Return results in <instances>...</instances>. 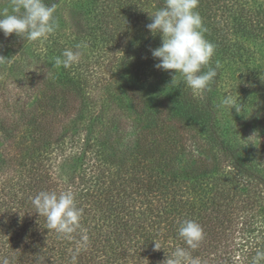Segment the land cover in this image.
<instances>
[{
	"label": "trees",
	"instance_id": "obj_1",
	"mask_svg": "<svg viewBox=\"0 0 264 264\" xmlns=\"http://www.w3.org/2000/svg\"><path fill=\"white\" fill-rule=\"evenodd\" d=\"M88 1L93 21L70 42L101 56L58 67L19 118H0V259L162 264L188 248L178 227L191 219L204 232L188 249L200 264H252L264 250V142L237 139L218 105L226 82L244 83L248 105L264 82V0H199L215 45L202 71L219 65L203 93L155 67L161 38L146 25L165 0ZM44 2L57 12L61 0ZM59 29L39 42L53 57L63 52ZM33 42L0 32V72ZM65 190L83 210L71 238L48 230L31 202Z\"/></svg>",
	"mask_w": 264,
	"mask_h": 264
},
{
	"label": "clouds",
	"instance_id": "obj_2",
	"mask_svg": "<svg viewBox=\"0 0 264 264\" xmlns=\"http://www.w3.org/2000/svg\"><path fill=\"white\" fill-rule=\"evenodd\" d=\"M198 6L199 0H165L162 8L149 14L151 22L146 25L153 36L159 34L161 38L160 46L150 49L152 57L159 61L155 67L169 71L172 74L171 83L179 75L193 93L207 90L210 82L217 77L219 67L216 65L202 71V68L210 64L215 45L205 38L207 29L197 10ZM55 12V3L48 5L44 0H11V11L8 8L0 11V32L6 38L14 33L26 41L47 39L59 28ZM82 47L86 45L78 43L75 50L65 49L60 56L55 57L54 66L69 68L77 63ZM4 59L6 58L0 56V60ZM218 107L227 108L230 112L233 108L238 113L242 110L240 98H234L231 94L225 95ZM31 202L36 213L46 218L48 230H55L71 238V234L80 227L83 210L77 207L72 190L59 193L40 191L31 198ZM178 235L188 248L177 247L171 255H166L162 264H200L199 259L191 256L188 249L198 248L203 240L201 225L194 220L185 219L179 224ZM82 239L86 241L87 237L83 236ZM154 244L156 250L161 249L159 244ZM262 262L264 250H257L252 264ZM0 264H9V261L7 258L0 259Z\"/></svg>",
	"mask_w": 264,
	"mask_h": 264
},
{
	"label": "rangeland",
	"instance_id": "obj_3",
	"mask_svg": "<svg viewBox=\"0 0 264 264\" xmlns=\"http://www.w3.org/2000/svg\"><path fill=\"white\" fill-rule=\"evenodd\" d=\"M4 8L11 11V0H0V11ZM56 15L62 35V43L59 46L63 51L75 50V45L70 40L75 35L82 36V31L84 32L92 23L94 13L91 3L88 0H61ZM39 42L42 40L34 41L32 45L19 52L13 59V64L0 72V118L3 120L21 116L19 110L27 108L39 95L40 82H57L56 76L60 70L54 66L55 57L41 50L43 46ZM85 45L86 47L80 49L81 57L78 62L87 63L93 61L94 56L96 58L98 55L101 56V52L97 53V50L92 49L90 42L87 41ZM262 64L264 65V61ZM242 84L244 83L226 82L223 89L221 99L231 94L234 98L239 97L242 104L240 113L236 112L235 108L231 112L227 108L224 109L228 129L238 137L237 139L246 136L264 142V82L253 84L247 93L250 105L245 103ZM262 161L264 162V153Z\"/></svg>",
	"mask_w": 264,
	"mask_h": 264
}]
</instances>
